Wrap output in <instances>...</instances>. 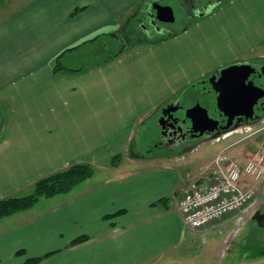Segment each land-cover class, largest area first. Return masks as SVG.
Segmentation results:
<instances>
[{"label":"crops","instance_id":"0c3cea01","mask_svg":"<svg viewBox=\"0 0 264 264\" xmlns=\"http://www.w3.org/2000/svg\"><path fill=\"white\" fill-rule=\"evenodd\" d=\"M144 1H0V199L32 193L39 179L72 164L102 173L69 193L41 198L39 209L2 217L0 264L49 252L38 264H204L194 245L203 232L235 220L261 227L251 218L253 207L194 233L179 201L195 177L209 176L219 153L196 166L189 153L199 148L191 141L153 153L136 142L149 118L187 84L228 63L264 60V0H221L185 27L124 39L140 42L92 66L87 43L65 54L61 65L71 69L54 70L65 50L136 26ZM196 50L205 51L189 57ZM116 154L123 163L112 164ZM249 184L263 196L264 181L243 186ZM206 255L213 264H264L262 254L237 262L218 261L208 249Z\"/></svg>","mask_w":264,"mask_h":264},{"label":"rangeland","instance_id":"374dc122","mask_svg":"<svg viewBox=\"0 0 264 264\" xmlns=\"http://www.w3.org/2000/svg\"><path fill=\"white\" fill-rule=\"evenodd\" d=\"M1 1V0H0ZM147 1V0H145ZM144 1V2H145ZM161 3L167 5L169 4L175 16L177 17V20L172 26H174L176 29H179L182 25H180V22L185 19L186 15L182 13L183 7H187V4L183 2L182 0H160ZM185 22V21H184ZM136 26H138L136 24ZM129 31L127 33V38H136L134 36L135 34V23L134 25L130 26ZM155 31V30H154ZM152 32V37L158 36V31ZM134 38V39H135ZM132 39V40H134ZM111 39L108 36L102 37L101 40H99L98 44L90 43L87 45V48L85 51L90 54V58L88 59L89 64L100 62V60H105L112 54H115L119 50V48L122 45V42H116L113 41L111 43H108ZM128 44L130 43H138L140 40H134V41H125ZM129 46V45H128ZM204 47H208V44H205ZM205 51V50H204ZM204 51H194L192 55H189L191 58H197L199 55H202ZM203 61V59H202ZM256 62L262 63L263 61L255 60ZM85 62V61H83ZM243 64H247L246 62H241ZM238 62L228 63V65H225L218 69H224L229 68L231 65H238ZM203 65L204 61H203ZM209 72L207 76L199 78V80L206 79V77L210 76ZM232 76L237 77L239 74H236L231 71L230 73ZM191 86V83L187 84L183 89H181L179 92L175 93L171 98L172 101L179 100L181 96L183 95V92ZM160 111H162L160 109ZM160 118V112L158 115H154L153 117L149 118V126L146 127L142 133H139L138 140L136 142V146L139 147V149H142L144 153H153V151L158 150V140L161 135L160 133V127L158 125V119ZM209 138V137H208ZM208 138H198L197 140L191 141L190 144L192 146H196L198 143L201 145H197L199 149L196 151H192L189 153V159L195 163L196 166L204 164L206 162H209L211 157L215 156L216 153L226 154L230 159L235 160L238 164H244L245 161L249 158H252L256 156L258 153L257 151L263 152L264 150V118L258 122H254V124H245L239 128L233 129L230 132H226L221 134L219 137H215L212 139V141ZM217 138H223L219 142H216L214 139ZM204 143H201L203 142ZM152 155V154H151ZM134 158V157H133ZM217 158V157H216ZM215 158V159H216ZM214 159V160H215ZM212 160L211 163L208 165V169H211V172L209 176H206L203 173H200V175L195 177L193 181L203 180V179H210L212 171L217 167L215 163ZM130 161V160H126ZM124 160V163L126 162ZM188 161V160H186ZM123 163L122 159H118L117 163ZM132 163V162H131ZM104 165V164H102ZM100 167V166H99ZM100 168H96L94 165V171L95 176L91 179V182L100 176L102 173L99 170ZM192 181V182H193ZM264 180H261L257 182L256 187L261 184ZM261 182V183H260ZM249 186H252L249 184ZM254 186V185H253ZM252 186V187H253ZM262 188L260 191L264 190V184L260 185ZM258 195V194H257ZM258 206H264V193L263 196L259 198L258 195ZM42 204H36L35 208L39 209V206ZM257 206V207H258ZM228 223H231L228 221ZM233 224V223H231ZM234 225H227V226H215L212 231L209 232H203L199 237H196L194 239V245L196 249H199L200 256H205L202 258V260L205 261L204 264H213V261L210 260L211 257L209 255H206V249L212 254V256L216 257L218 261L225 262H237L242 261V259L247 260L248 258H252L255 256L260 255L261 251L264 250V228L258 227L256 224L247 221V223L243 222H234ZM234 226L235 232H233L230 236L227 234V232ZM230 234V233H229ZM222 249V252L220 254V250ZM222 258L220 259V256ZM227 256V257H226ZM226 257V258H225ZM225 258V259H223ZM192 264V263H190ZM197 264L199 262L197 261ZM216 264V263H214Z\"/></svg>","mask_w":264,"mask_h":264},{"label":"built area","instance_id":"2783aa9c","mask_svg":"<svg viewBox=\"0 0 264 264\" xmlns=\"http://www.w3.org/2000/svg\"><path fill=\"white\" fill-rule=\"evenodd\" d=\"M238 164L226 154L214 160L217 166L210 179L191 183L180 199L184 222L194 233L211 226L223 217L246 212L258 205L259 199L253 187H244L246 180L260 181L264 178V150Z\"/></svg>","mask_w":264,"mask_h":264},{"label":"flooded vegetation","instance_id":"af4514ba","mask_svg":"<svg viewBox=\"0 0 264 264\" xmlns=\"http://www.w3.org/2000/svg\"><path fill=\"white\" fill-rule=\"evenodd\" d=\"M160 0H149L144 3V7L136 16L137 25L135 26L136 34L148 35L152 36V32L158 31L161 33H169L173 30L172 24L175 21L164 22L158 18L150 17V12L152 8V3ZM187 4V7H183L181 10L184 15H186L185 19L180 22V25H185L191 21L196 15H202L203 12H208L210 9L214 8L217 5V0H182ZM163 4V3H162ZM175 15V14H174ZM185 21V22H184ZM172 26V27H171ZM154 31V32H155ZM245 68H243L241 73L235 77L230 74L228 83H230V87L235 89L240 84L242 88L241 98L247 108V111L236 115L233 121L232 128L235 124H239V127L245 124H254V122H258L264 118V61L262 63L252 61V63L245 64ZM210 77H214L217 80L218 72H215ZM241 99V100H242ZM178 100L172 101L169 103H176ZM167 104V105H169ZM242 105V106H243ZM244 107V106H243ZM160 114V118L163 114V109ZM243 112V110L241 111ZM210 116L219 121L218 128L215 131L216 133L223 132L221 126L222 123L219 119V115L215 111H210ZM165 126L160 127V137L158 140V145L160 147H164L166 149L173 150L179 146L185 145L186 142L197 140L198 138L207 136H198L199 132H195L191 129L185 121L176 120L175 115H173V111L167 112L165 115V119H163Z\"/></svg>","mask_w":264,"mask_h":264},{"label":"water","instance_id":"95a60500","mask_svg":"<svg viewBox=\"0 0 264 264\" xmlns=\"http://www.w3.org/2000/svg\"><path fill=\"white\" fill-rule=\"evenodd\" d=\"M221 0H217L220 3ZM150 17L158 18L161 21H175L173 9L170 5L161 4L159 1L153 2ZM245 64L231 65L229 68L218 69L217 80L214 77H208L199 81H195L188 87L181 98L172 105H167L163 109V114L159 120L162 126H165L163 119L167 112L173 111L176 120L185 121L188 126L195 132H199L198 136L211 134V137L219 136L220 133L215 131L218 128L219 121L210 116V111H215L219 115L224 132L232 129L234 117L247 111L243 99L241 98L242 88L240 84L235 89L230 87L228 83L231 71L240 74ZM241 70V71H240ZM242 99V100H241ZM244 107H243V106ZM243 110V112H241ZM239 124H235L233 128H237ZM251 218L258 225L264 228V211L260 208L255 210Z\"/></svg>","mask_w":264,"mask_h":264},{"label":"trees","instance_id":"16d2710c","mask_svg":"<svg viewBox=\"0 0 264 264\" xmlns=\"http://www.w3.org/2000/svg\"><path fill=\"white\" fill-rule=\"evenodd\" d=\"M81 9H77L79 11ZM183 29V28H182ZM113 36V39L119 38V41L122 42L121 47L115 54L112 56H118L123 51L125 46H128V43L124 41L127 39V31L125 29L112 30L110 32H102L97 36L87 39L81 43V45H76V47L69 48L65 50L62 54L59 55L57 61L55 63L54 70L56 72H61L62 70L67 69L68 67H64L61 65L62 59L68 51L73 52L76 48L80 46H84L87 43H94L99 40V38L108 36ZM94 64H90L92 66ZM71 69V68H68ZM76 71V70H75ZM114 159L112 160V164L116 165L118 159L120 160V154H116ZM94 166L88 163H77L72 164L68 168L59 170L53 174L47 175L44 178L39 179L35 183V189L32 193L24 194V196H12L8 198L0 199V219L2 217L11 216L14 213L22 212L24 210L30 209L36 205V203L41 198H53L58 196L59 194L69 193L73 188L80 185L82 181L90 178L94 174ZM87 235L80 236L72 240L73 244L84 242V240L88 239ZM53 252H49V254H45L43 256H38L36 258H29L26 260L24 264H38V262L42 261L44 258H47ZM264 255V250L260 252Z\"/></svg>","mask_w":264,"mask_h":264}]
</instances>
